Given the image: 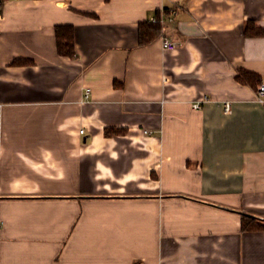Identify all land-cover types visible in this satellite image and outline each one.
<instances>
[{"label": "crops", "instance_id": "crops-1", "mask_svg": "<svg viewBox=\"0 0 264 264\" xmlns=\"http://www.w3.org/2000/svg\"><path fill=\"white\" fill-rule=\"evenodd\" d=\"M0 2V264H264V0Z\"/></svg>", "mask_w": 264, "mask_h": 264}, {"label": "trees", "instance_id": "trees-1", "mask_svg": "<svg viewBox=\"0 0 264 264\" xmlns=\"http://www.w3.org/2000/svg\"><path fill=\"white\" fill-rule=\"evenodd\" d=\"M161 32V24L159 22H143L139 29L140 44H147L156 39ZM245 34L248 36H263L264 28L256 25L255 21L249 20L245 26ZM55 37L57 43V51L63 56H74L75 50V29L72 24H58L55 27ZM26 60L18 59L15 64H25ZM241 83H248L253 87H257L261 83L260 76L254 72L241 69L236 76ZM118 130L108 128V135L115 134ZM242 229L244 231H262L264 223L258 220L254 215L244 213L242 215Z\"/></svg>", "mask_w": 264, "mask_h": 264}, {"label": "built area", "instance_id": "built-area-1", "mask_svg": "<svg viewBox=\"0 0 264 264\" xmlns=\"http://www.w3.org/2000/svg\"><path fill=\"white\" fill-rule=\"evenodd\" d=\"M2 9V3L0 2V10ZM168 16L166 17L165 15H161L159 17H154L152 19L153 22H159L163 28V26L166 24ZM178 43L166 36H164L162 38V47L165 50H173L177 47ZM90 92H91V88H87L86 89V95L85 97L88 98L90 96ZM205 100H201V101H196L194 103V108H201L202 107V102ZM255 101L256 103H258L259 105L264 107V82H261L258 84L256 91H255ZM232 109V103L230 101H225L224 103V111L226 113H230ZM84 130H81V133H83ZM145 132H148L145 130Z\"/></svg>", "mask_w": 264, "mask_h": 264}]
</instances>
